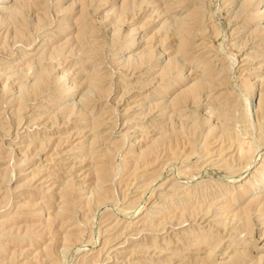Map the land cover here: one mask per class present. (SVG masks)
Wrapping results in <instances>:
<instances>
[{"label":"rangeland","instance_id":"rangeland-1","mask_svg":"<svg viewBox=\"0 0 264 264\" xmlns=\"http://www.w3.org/2000/svg\"><path fill=\"white\" fill-rule=\"evenodd\" d=\"M0 264H264V0H0Z\"/></svg>","mask_w":264,"mask_h":264}]
</instances>
